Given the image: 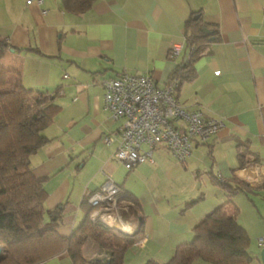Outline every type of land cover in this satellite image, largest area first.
I'll use <instances>...</instances> for the list:
<instances>
[{"label":"crops","instance_id":"0c3cea01","mask_svg":"<svg viewBox=\"0 0 264 264\" xmlns=\"http://www.w3.org/2000/svg\"><path fill=\"white\" fill-rule=\"evenodd\" d=\"M192 13L213 25L217 38L195 60L194 78L182 81L175 97L224 125L204 141L194 139L185 161L158 146L152 162L126 169L112 155L121 119L114 120L103 104V81L121 72L147 73L164 87L189 56L184 24ZM0 37L12 46L0 63L13 68L26 88L57 95V112L43 132L46 141L30 156V166L35 176H46L44 206L63 204L60 235L80 226L88 197L111 179L119 198L138 203L135 215L119 206L115 220L127 231L143 230L124 263H161L227 200L220 182L234 184V175L245 183L263 181L264 0H92L83 12L68 9L64 0H0ZM173 43L181 47L170 57ZM240 157L255 161L239 169ZM258 233L264 249V228ZM247 250L248 264H264V254ZM82 251L94 257L99 248L88 238ZM37 264L72 262L58 254Z\"/></svg>","mask_w":264,"mask_h":264},{"label":"trees","instance_id":"16d2710c","mask_svg":"<svg viewBox=\"0 0 264 264\" xmlns=\"http://www.w3.org/2000/svg\"><path fill=\"white\" fill-rule=\"evenodd\" d=\"M91 1L64 0V5L74 12H83ZM194 16L192 13L184 24L189 56L178 63L169 80H175V91L182 81L194 78L195 60L213 39L210 37L217 38L213 25L202 21L201 14ZM10 47L0 37V61ZM12 71L13 68L0 63V245L3 247L0 264H37L58 254H65L72 264H125L127 249L143 236L142 226L131 232L116 230L101 221L93 222L89 218L90 206L80 226L70 235L58 233L57 228L63 223V204L44 206L46 176H35L30 166V156L46 141L43 132L57 112V95L26 88ZM254 161L240 157L238 168ZM232 181L234 184L220 182L227 200L193 226L191 241L177 244L164 262L148 259L144 264H192L197 259L214 264H248L249 237L236 220L239 209L232 202V195L236 191L247 194L264 191V179L259 184H250L234 175ZM117 204L126 205L127 210L136 214L135 199L127 195L118 197ZM88 238L98 245V256L87 258L83 254L82 245Z\"/></svg>","mask_w":264,"mask_h":264},{"label":"built area","instance_id":"2783aa9c","mask_svg":"<svg viewBox=\"0 0 264 264\" xmlns=\"http://www.w3.org/2000/svg\"><path fill=\"white\" fill-rule=\"evenodd\" d=\"M34 1L41 3L42 0ZM180 47L173 43L168 55L174 56ZM176 85L172 80L159 87L147 73L121 72L103 81V104L114 120L121 119L119 142L112 155L126 169L144 161L152 162V150L158 146H164L176 159L185 161L194 139L204 141L223 127L222 120L182 106L175 97ZM111 140L109 136L104 138L106 143ZM117 198L118 186L111 179L105 180L88 197L92 207L89 218L107 224V216L118 219Z\"/></svg>","mask_w":264,"mask_h":264},{"label":"rangeland","instance_id":"374dc122","mask_svg":"<svg viewBox=\"0 0 264 264\" xmlns=\"http://www.w3.org/2000/svg\"><path fill=\"white\" fill-rule=\"evenodd\" d=\"M124 170L126 171V169ZM213 188L215 189L216 187L214 186ZM233 200H234L233 202L235 203V205H237L239 209L238 211L239 221L244 227L246 226L247 232L250 237L249 245H248L249 251L254 254L261 253V250L263 248L258 246V239H259L258 231L264 228V191L259 190L257 192H251L249 194L243 191H239L237 197ZM116 221L118 222V220ZM105 224L118 230L117 227L113 225L107 223ZM96 256H98V254ZM86 257L91 258L90 256H86ZM126 264L129 263L126 262ZM192 264H214V263L202 259H197L193 261Z\"/></svg>","mask_w":264,"mask_h":264},{"label":"bare ground","instance_id":"6f19581e","mask_svg":"<svg viewBox=\"0 0 264 264\" xmlns=\"http://www.w3.org/2000/svg\"><path fill=\"white\" fill-rule=\"evenodd\" d=\"M105 219L109 222V224L117 227L118 230H119V227H120L121 230L127 231V228H125L124 226H120L121 224H119V222H117L116 220H114L110 216L105 217Z\"/></svg>","mask_w":264,"mask_h":264},{"label":"water","instance_id":"95a60500","mask_svg":"<svg viewBox=\"0 0 264 264\" xmlns=\"http://www.w3.org/2000/svg\"><path fill=\"white\" fill-rule=\"evenodd\" d=\"M194 17H197V16H194ZM207 33H211L212 31H210V30H207V29H204ZM213 37L211 36L210 37V39H212ZM2 254H3V247L0 245V260H1V258H2ZM264 254V249H262V251H261V255H263Z\"/></svg>","mask_w":264,"mask_h":264}]
</instances>
